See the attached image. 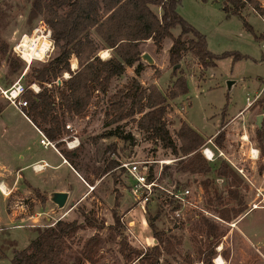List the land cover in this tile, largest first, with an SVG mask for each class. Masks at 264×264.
Segmentation results:
<instances>
[{
	"label": "rangeland",
	"instance_id": "rangeland-1",
	"mask_svg": "<svg viewBox=\"0 0 264 264\" xmlns=\"http://www.w3.org/2000/svg\"><path fill=\"white\" fill-rule=\"evenodd\" d=\"M257 1L261 5V0ZM177 10L205 34L207 48L217 55V58L214 59L215 64L203 67L190 53L183 55L178 67H181L186 75L187 91L175 98H168L165 121L176 143H178L176 130L181 121H187L204 136L202 146L209 145L216 152L214 159L209 160L211 164L220 159L231 164L229 158L232 166L241 168L242 172L233 166L243 179L239 189L246 210L240 214L242 216L236 226L230 227L223 221L209 217L218 224L219 230L223 233L219 241L223 243V254L228 258V264H264L256 250L257 248L264 253V153L256 135L258 128L256 118L259 114L260 128L264 131V90L261 91L264 85V39L256 38V35L264 33V12L262 14L256 12L249 2L240 9L249 28L238 15L231 12L227 14L223 10L222 0H180ZM28 13L29 2L26 0H0V36L9 44L11 54L12 45L19 37L23 33L32 34L33 28L42 19L41 16L31 18ZM179 30L178 26L171 28L173 34H177ZM93 36L98 40L94 33ZM170 41V37H165L159 50L155 48L151 39L140 44L141 51L149 53L153 58V63L142 58L144 66L138 76L142 85L156 83L163 92L167 91L175 78L172 74L173 67L168 60L167 46ZM105 49H99L97 54L100 55ZM225 52L227 54H224ZM56 53L57 48L53 45L43 59H34L29 64L13 54L22 64L15 73L9 71L6 61L2 59L0 84L11 83L20 78V81L32 90L29 87L32 83L29 82L30 75L25 74V70L29 65H41ZM235 53L241 56L234 59ZM72 60L77 67L75 55L71 56V62ZM73 63L70 64L71 68ZM65 75H68V72L62 74L63 77ZM134 75L133 67L127 66L121 76L111 80L106 95L125 85ZM227 79L234 80L230 88L226 85ZM56 82L60 84L59 79ZM51 89L56 92L55 85H52ZM247 95L250 98L258 97L248 107ZM105 101V95L97 93L84 115L65 114L63 133L59 139L66 137L67 140L75 141L74 143L78 141V144L68 148L63 140L57 148L74 150L73 167L82 179L74 170L67 168L65 173L68 177L61 181L69 192L63 207L58 208L49 199L47 187L51 186L53 181H48L44 177H40L37 182L39 192L45 197L44 200L35 190L30 189L28 193L7 195L2 201L4 207H0V264H7L14 248L26 246L48 223L58 218H76L83 221L82 211L94 215L97 222H103V227L97 230L87 226L68 237L65 250L66 264L73 263L74 256L82 249L84 239L96 232L102 239L95 254L96 261L85 260L81 264H139L137 259L126 261L118 250L119 235L107 227L114 222L113 211L120 215V221L123 219L125 223L123 234L130 245L142 249L136 239L129 235L126 223L133 220L130 227L134 234L149 247L155 242L149 226V219L154 218V224L158 229H162L166 234H174L180 239L175 256L168 255L171 264H186L185 257L188 254L193 262L198 260V247L206 241L203 232L197 227L195 213L198 209H186L183 222L177 225L173 224L165 210L166 192L156 190L150 201L143 205L134 202L129 192L130 179L120 166V162L129 159H151L149 163L151 170L157 171L158 161L166 159L165 161L169 162L162 164L160 176L162 184L169 188L170 185L176 184L197 189L202 198L199 203L216 213L206 202L207 195L201 183L205 175L178 170L180 153L174 154L170 148L163 147L160 141L155 144L146 133L137 129L133 118H126L118 124H105ZM5 105L7 101L0 97V107ZM2 122L19 127L23 131V143L24 145L29 143L31 151L43 154L49 160L58 159L50 146H43L40 143V134L13 105L3 108L0 124ZM66 123H69L70 127L67 128ZM219 131L224 133L222 145L215 142V136ZM245 133L248 139L241 137ZM28 135L31 137L28 138ZM208 138H211L212 143L208 142ZM251 145L259 148L256 158L249 156ZM16 147L17 145L9 143L5 138L0 139V155L6 152L10 156L14 155L15 160H21ZM218 150L222 151V155L218 154ZM112 163L114 165L110 166ZM28 171L30 169L22 174L26 176ZM209 176L214 177V174L210 172ZM217 182L222 187V179L218 178ZM20 183L26 185L24 181ZM252 203H258L261 207L250 209ZM229 204L237 205L235 202Z\"/></svg>",
	"mask_w": 264,
	"mask_h": 264
},
{
	"label": "trees",
	"instance_id": "trees-1",
	"mask_svg": "<svg viewBox=\"0 0 264 264\" xmlns=\"http://www.w3.org/2000/svg\"><path fill=\"white\" fill-rule=\"evenodd\" d=\"M26 1L29 2V17L41 16L50 27L57 48V53L44 63L39 66L29 65L24 72L30 75L29 82H36L40 87L37 92L28 88L25 91L23 96L28 104L23 109L24 113L47 138L57 140L55 145L59 146L62 143L59 137L63 133L65 114L84 115L93 96L101 93L106 97L105 124H118L126 118H133L137 129L146 133L155 144L160 141L163 147L170 148L174 154L180 153L178 170L205 175L201 183L207 195L206 202L220 218L231 221L246 210L239 189L242 177L226 160L220 159L211 164L206 159L201 152L204 136L184 120L175 133L178 143L171 135L164 116L168 98H175L187 91L183 69L176 67L172 70L175 78L166 92L156 83L142 85L138 77L144 66L140 44L147 39H151L159 50L165 37L171 38L167 52L172 67L180 63L187 52L196 57L203 67L215 64L217 55L207 48L205 34L177 10L180 0ZM247 2L258 13L264 11L257 0H224L222 6L227 14L231 12L238 15L250 28L240 11ZM175 26L180 28L177 34L171 31ZM256 38L264 39V33L256 35ZM102 48L110 50L106 57L97 54ZM13 54L10 53L7 41L0 36V62L4 59L11 73L17 72L22 65L18 56ZM72 55H75L77 62L74 69L70 66L73 63ZM240 56L235 53L233 58ZM127 66L134 67L135 75L125 85L106 95L111 80L121 76ZM64 72H68L67 77L62 76ZM57 79H60V84H57ZM52 85H55L56 92L51 89ZM256 135L264 153L263 128H257ZM223 138V131H219L215 142L222 145ZM59 151L73 166L74 150ZM210 172L214 177L209 176ZM218 178L222 179V187L217 182ZM82 214L83 221L58 218L39 230L26 246L14 248L7 264H66L67 238L87 226L97 230L103 227V222H97L94 215L87 211H82ZM119 217L117 211H113L114 222L107 227L119 235L118 250L126 261L137 259L139 264H171L168 255L175 256L180 239L158 229L154 218H150L149 226L155 242L145 250L132 246L123 234L125 223ZM197 227L206 239L198 247L197 257L203 264H213L211 257L215 253L214 246L223 233L214 220L204 215L198 217ZM101 240L98 232L86 237L72 264H81L85 260L95 262ZM185 258L186 264L193 262L189 254Z\"/></svg>",
	"mask_w": 264,
	"mask_h": 264
},
{
	"label": "built area",
	"instance_id": "built-area-1",
	"mask_svg": "<svg viewBox=\"0 0 264 264\" xmlns=\"http://www.w3.org/2000/svg\"><path fill=\"white\" fill-rule=\"evenodd\" d=\"M35 36H43L47 39H49V46L45 52V55L41 58L38 59H43L46 55H48V52L52 49L54 45L53 38L51 36V29L48 26V24L40 19L38 22V25L33 28L32 34ZM24 44V34H22L19 39L12 45V52L23 59V45ZM31 45H35L34 42H31ZM263 45H264V40H263ZM36 58H33V60ZM24 60V59H23ZM28 64L30 62H27ZM264 84V82H263ZM29 87L32 88L34 92H37L39 90V85L36 82H32L29 84ZM27 86L20 81V78L12 81L6 86H3L0 84V97L4 98L8 104L13 105L15 108H17L23 115L27 116L24 113V107L27 106L28 102L27 99L23 96L25 91L27 90ZM264 90V85L261 89L263 92ZM262 94V93H261ZM256 96H258V93H256ZM253 97L250 98V96H246V106L248 107L253 103V101L258 98V97ZM261 96V95H260ZM65 126L68 128L70 127L69 123H66ZM242 138L248 139L247 133L244 135H241ZM62 140H65L66 145L70 148L76 146L78 144V141L75 145L71 146L70 141L67 140L66 137H62ZM40 143L43 146H50L53 148H56L55 142L53 140H50L45 136L43 132H40V138H39ZM73 141V140H72ZM208 142L212 143L211 138H208ZM214 144V143H213ZM201 152L202 154L206 157V159L213 160L215 157L216 152L212 149L211 146L209 145H204L201 147ZM218 154L222 155V151L218 150ZM249 156L256 158L259 153V148L257 146L251 145L249 147ZM163 160L166 159H160L159 162V169L157 171H153L151 173V167L149 163L151 162V159H129V160H124L120 162V166L124 169L125 173L128 175L130 182H129V192L134 200V202L138 204H145L150 201L151 197L156 193V190L160 189L164 192H166V197H165V210L168 213V217L173 221V224L179 225L180 223L183 222L185 218V210L189 208H195L198 209V212L195 213L196 219L200 217V215L204 216H210L216 220H220L225 222L227 225L230 227L236 226V222L238 218H235V220L231 221H226L220 218L216 213L211 212L208 210L204 205L200 204L199 202L202 201L200 192L197 189H193L190 186L187 185H176L172 184L169 187H166L162 184L160 181V176L162 172V164L164 163ZM228 161L232 163L231 160ZM167 163V162H165ZM43 166L45 163H41ZM236 167L240 172H242L241 168L233 165ZM32 167L36 169V164L33 163ZM38 170V169H37ZM0 191H2L0 187ZM195 191H197V194H195ZM203 194V191H201ZM197 197H199L197 199ZM256 207H261L258 205V203H252L250 209L256 208ZM123 221V219H121ZM53 222L48 223L52 224ZM46 225V226H47ZM130 225H133V220H130L129 223H126V228L128 230L129 235L133 236L136 239V242L139 244V246L142 247V249H146L147 246L142 243V241L134 234V231L130 227ZM128 235V236H129ZM153 239V237H152ZM215 253L211 257L212 263L213 264H227V259L223 254V243L222 241H219L215 246ZM258 253L261 255L263 261H264V254L260 251L257 250ZM190 264H203L202 260H197L194 262H191Z\"/></svg>",
	"mask_w": 264,
	"mask_h": 264
},
{
	"label": "crops",
	"instance_id": "crops-1",
	"mask_svg": "<svg viewBox=\"0 0 264 264\" xmlns=\"http://www.w3.org/2000/svg\"><path fill=\"white\" fill-rule=\"evenodd\" d=\"M223 3H224V0H222V5ZM261 7H264V0H261ZM170 44H171V41L169 42V45L167 46V48H169ZM105 50L107 52L109 51V49H105ZM7 105H11V104L7 103ZM7 105H5L4 107H6ZM3 108L0 110V116L3 114ZM25 118L27 121H29L32 124V126L35 128V130L39 134L40 132H42L37 126H35V124H33V122L27 116H25ZM22 132L23 131L16 125L7 124L3 122L0 124V139L5 138L9 143L17 145L16 150L17 152L19 151V155H21V160H15L14 155L10 156L6 152L0 155V186L3 185L6 189L5 193L0 191V200H1L0 207H4V204L2 203V201L6 199L7 195L21 194L24 192L28 193L30 192V189L35 190L38 194L41 193L39 192L40 189L37 185V182L39 181L40 177H44L48 181H53L51 186L47 187V193L51 192L52 190H67V188L61 184V181L63 179H66L67 175L65 172L67 168L74 170L76 175H78V177L82 179L80 174L74 169V167L62 155V153L59 151L57 146L56 148H53V147L51 148L57 154L58 159L56 160L55 158H53V160H49V158H47L45 155L36 154V152L31 151V147L29 143L24 145L23 138H22ZM29 137L31 136L28 135V138ZM53 141L56 142L57 140H53ZM24 150H26V152H24ZM33 163L35 164L45 163V164L43 168L37 170L32 167ZM29 169L30 171H28L26 176H24L22 173ZM20 181L26 182V185L24 186L22 183H20ZM256 208H253V209H256ZM240 217L238 218V220L240 219ZM243 234L246 235L244 232ZM256 250L258 249L256 248ZM226 259L228 262L229 261L228 258Z\"/></svg>",
	"mask_w": 264,
	"mask_h": 264
},
{
	"label": "bare ground",
	"instance_id": "bare-ground-1",
	"mask_svg": "<svg viewBox=\"0 0 264 264\" xmlns=\"http://www.w3.org/2000/svg\"><path fill=\"white\" fill-rule=\"evenodd\" d=\"M24 34V46H23V59L26 62H31L33 58H41L45 55V52L49 46V39L43 37V36H35L31 35L28 33H23ZM31 42H34L35 45H31ZM101 57H106L108 55V52L106 50H102L100 52ZM72 67L75 68L76 65L73 63ZM75 141H70V145L73 146L76 143ZM164 162H169L165 161ZM43 168V165L41 163L36 164V169H41ZM3 193L6 192V189L3 185L0 186Z\"/></svg>",
	"mask_w": 264,
	"mask_h": 264
},
{
	"label": "water",
	"instance_id": "water-1",
	"mask_svg": "<svg viewBox=\"0 0 264 264\" xmlns=\"http://www.w3.org/2000/svg\"><path fill=\"white\" fill-rule=\"evenodd\" d=\"M141 58L146 59V61L149 63H153V58L147 52H142ZM179 65L180 63H177L176 65L173 66V69H175ZM67 76L68 75H65V77ZM233 82H234L233 79H227L226 80L227 87L230 88ZM256 123H257L258 128H260L261 127V115L260 114L257 115ZM68 194L69 192L67 190H52L51 192L48 193V197L52 202H54L57 205L58 208H61L65 205L67 198H68Z\"/></svg>",
	"mask_w": 264,
	"mask_h": 264
}]
</instances>
